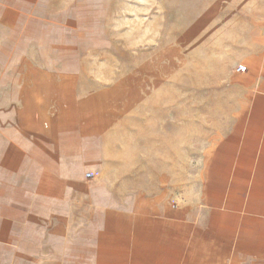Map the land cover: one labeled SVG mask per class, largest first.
<instances>
[{"label": "crops", "instance_id": "obj_1", "mask_svg": "<svg viewBox=\"0 0 264 264\" xmlns=\"http://www.w3.org/2000/svg\"><path fill=\"white\" fill-rule=\"evenodd\" d=\"M44 77L0 153V264H264V48L181 177L189 126L180 146L142 109L122 122V84Z\"/></svg>", "mask_w": 264, "mask_h": 264}, {"label": "rangeland", "instance_id": "obj_2", "mask_svg": "<svg viewBox=\"0 0 264 264\" xmlns=\"http://www.w3.org/2000/svg\"><path fill=\"white\" fill-rule=\"evenodd\" d=\"M262 48L264 0H0V153L23 92L60 74L96 95L122 84L127 126L141 109L173 123L176 138L189 126L190 164L174 165L193 173L199 133L227 115L230 74Z\"/></svg>", "mask_w": 264, "mask_h": 264}, {"label": "built area", "instance_id": "obj_3", "mask_svg": "<svg viewBox=\"0 0 264 264\" xmlns=\"http://www.w3.org/2000/svg\"><path fill=\"white\" fill-rule=\"evenodd\" d=\"M246 70V66L245 65H238L236 68H235V71L236 72H244ZM93 176V173L92 172H87L86 173V177H92Z\"/></svg>", "mask_w": 264, "mask_h": 264}]
</instances>
